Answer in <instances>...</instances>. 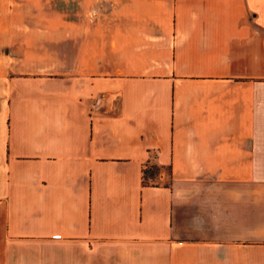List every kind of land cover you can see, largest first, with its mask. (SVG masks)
<instances>
[{
  "label": "crops",
  "instance_id": "1",
  "mask_svg": "<svg viewBox=\"0 0 264 264\" xmlns=\"http://www.w3.org/2000/svg\"><path fill=\"white\" fill-rule=\"evenodd\" d=\"M0 264H264V0H0Z\"/></svg>",
  "mask_w": 264,
  "mask_h": 264
},
{
  "label": "trees",
  "instance_id": "2",
  "mask_svg": "<svg viewBox=\"0 0 264 264\" xmlns=\"http://www.w3.org/2000/svg\"><path fill=\"white\" fill-rule=\"evenodd\" d=\"M158 169V166L153 163L145 166L141 171V182L143 184L153 182V178L157 174ZM147 180H149V182H147Z\"/></svg>",
  "mask_w": 264,
  "mask_h": 264
},
{
  "label": "rangeland",
  "instance_id": "3",
  "mask_svg": "<svg viewBox=\"0 0 264 264\" xmlns=\"http://www.w3.org/2000/svg\"><path fill=\"white\" fill-rule=\"evenodd\" d=\"M147 182H149V180H147Z\"/></svg>",
  "mask_w": 264,
  "mask_h": 264
}]
</instances>
